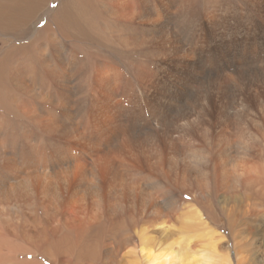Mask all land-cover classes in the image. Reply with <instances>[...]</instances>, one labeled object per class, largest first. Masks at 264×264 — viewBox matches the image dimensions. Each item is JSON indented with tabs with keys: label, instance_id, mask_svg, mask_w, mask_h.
<instances>
[{
	"label": "rangeland",
	"instance_id": "1",
	"mask_svg": "<svg viewBox=\"0 0 264 264\" xmlns=\"http://www.w3.org/2000/svg\"><path fill=\"white\" fill-rule=\"evenodd\" d=\"M129 2L134 7L136 15L142 14L143 10L151 11L160 8V0H145L144 3L140 0H129ZM168 2L173 4L172 11H175L180 3L182 6L179 8L178 14L172 13L171 16H168L171 19L170 26L176 35V40L165 38V41L163 39L158 41L159 46H165L167 51H163L171 58L167 64L169 70L165 69L161 72L155 58H152V55L147 52L149 47L151 48L148 42L152 40H148L146 43L137 41L130 50H122L116 45L115 36L113 39L111 36L115 35L116 31L115 20L111 15L113 8L111 2L106 0H42L40 2L0 0V171H4L6 167L5 160L13 157L16 159L26 157L29 150L32 149L30 146L34 144L44 153L47 144L45 138L48 135L34 122L17 113L16 110L18 102L27 105L30 109L40 108L41 104L39 102L34 104L35 102L29 100L27 95L21 93H19L20 98L18 94L11 93L10 102L4 100L6 93L3 90V76L5 71L14 72L17 62L22 57L19 50L25 46L28 51L27 55L30 54L29 83L35 89H40L41 95L46 99L55 97L64 101L68 97L66 92L61 89L62 76L44 67V63L49 61L53 66L58 67L63 66L60 61H65L70 70L76 71L72 78L76 82L79 81V86L76 90L71 89L74 92L72 94H76L71 99L72 109L68 110L72 120L81 119L82 115H85L86 118L87 113L90 112L87 110L89 109L88 105L95 109L101 103L104 109L99 120L102 122H105V119L111 121L108 129H114V123H122L126 126L125 130L127 131L123 133V137L116 136V132L111 131V135H106L105 137L108 138L101 145L106 152L120 161L123 158L130 165L128 171H118L119 175H113L112 179L119 182L120 179H123L125 180L124 184L131 187L135 183L137 187L152 192L151 197L157 201L164 199L167 203H171L179 200V209H182L183 216L179 220L180 229L177 228V223L173 224L176 226L173 228L175 233H171L174 241H177L178 238L188 240V253L190 251L200 253L204 248L212 249L215 255L222 256L230 264H264V198H257L251 193V188L245 186L248 176L244 174L248 166L258 159L264 163V80L247 87L248 90H251L250 101L238 104L242 115L237 117H228L227 114H225L226 116L224 114L217 115L210 123H199L201 125L195 126L194 130L196 128L197 130L194 133L193 130L191 135L183 137L179 134L177 136L180 141L187 143L172 146L170 142L164 143L163 154L161 153L163 162H146V157L149 154L148 147L141 148L138 145L139 140L136 139L142 138L141 136L145 137L147 132L144 128L142 129L144 132H139L137 127L131 126L132 122L140 123L139 114L142 109L152 103L156 93H159L158 85L160 84L180 81L184 83L186 79H193L195 76L193 74L198 73V70L203 69L204 66H208L209 70L212 68V72H210L214 74L212 78L216 84H226L230 80L229 77L233 76V72L226 68L219 70L216 68L219 65L209 64L206 61L209 58L208 50L211 53H216L214 59L219 57L225 61V49L228 50L232 46L231 43H234L237 35L243 34V37H247L249 44L253 39H258L260 30H264V0H169ZM140 29L138 25L133 26V34L138 33ZM173 42L179 43L180 47L184 48L199 46L198 48L203 52L205 59L197 58L194 62L195 69L192 66H187L188 69L186 67L183 70L176 69L179 64L177 63L178 57L182 54L169 47V44H173ZM249 46H247L246 52H251L254 54L252 56L256 57L258 50L254 51ZM203 48L206 50L203 51ZM99 70H106L107 75L117 81L118 91L121 94L119 97L104 95L100 91L96 93L101 95L98 97L99 102L94 100L95 98L92 96L95 94V82L93 80ZM145 72L147 78L144 76ZM9 77L8 80H11L12 84L14 76L9 75ZM156 81H160V84L155 85ZM90 86H92L91 89ZM215 87L212 88L210 104L212 111L217 113L226 106L227 98L221 94L219 87ZM147 90L152 94L148 95ZM103 98H105V102L102 101ZM109 104L113 106V111L108 106ZM129 106L135 108L132 109ZM42 107L59 114L61 118L65 116L64 106L59 108L62 112L54 111L46 106ZM119 107L121 108L120 113L118 112ZM134 109L135 111H133ZM190 121L186 127L195 124L193 118ZM100 130L96 131L100 135L103 131L106 134L110 132L107 129ZM74 133L72 128L66 127L58 136L69 140ZM221 133L227 134L226 139L223 140L224 145H227V155L223 164L225 171H217L219 167L216 163V151L219 149L218 139ZM125 141V144L129 141L131 148L135 146V151H131L132 154L122 152ZM75 154L77 155L76 151ZM236 173L238 176L234 175ZM237 178L240 179L239 184L236 183ZM12 184V181H7V185ZM114 186L118 185L115 183ZM23 200L24 198H22ZM103 205L104 203L101 202L104 217L102 216L100 225L96 227L90 226L80 216L82 220L80 235L84 236V241L95 243V247L98 248L95 264H122V262L129 264L128 262H132L131 259L134 257L131 255L130 261L127 260L123 250L132 248L137 251L140 236L154 235L155 229V232H160L162 230L160 228L164 226L163 224L159 227L161 225L159 221L162 220L157 221V218L155 220V218L149 219L146 216H141L136 209L126 212L124 206L121 212L117 211L116 213V218L124 217V219H120L124 220L121 224L122 227L117 230L114 223L107 217ZM25 208L11 204L10 208L6 210L4 218L9 220V214H11L13 218L11 220L18 226L19 231L23 230L25 233L32 234L31 229L35 228L39 235L42 234L52 242L57 239L54 237L55 240H53L50 231H40L43 226L42 221L50 224V220L53 219L63 225L65 219L71 217L63 208H60L56 215L51 212L45 216L38 211L37 221L29 224L24 220ZM76 220L77 218H74L66 225L73 234L78 232L80 225L79 220L78 222ZM133 223L136 225L134 226ZM86 231L88 232L86 233ZM125 231H128L129 242L132 244L123 248L126 240L122 239V233ZM72 238L76 239V236L73 235ZM159 238L167 241L168 237L160 235ZM153 239L155 241V237ZM20 242L22 245L24 244L22 240ZM33 245L34 242L31 247ZM108 249H120V251L109 257L104 252ZM53 252L54 254H52ZM38 254L34 259L37 264H86L83 259L87 256L75 253H67V256L57 250L51 251L50 254L43 255L40 252ZM78 259L81 260L78 261ZM21 260L29 262L31 257L25 256Z\"/></svg>",
	"mask_w": 264,
	"mask_h": 264
},
{
	"label": "bare ground",
	"instance_id": "2",
	"mask_svg": "<svg viewBox=\"0 0 264 264\" xmlns=\"http://www.w3.org/2000/svg\"><path fill=\"white\" fill-rule=\"evenodd\" d=\"M34 1L40 2L42 0ZM106 1L113 3L111 15L115 20L116 31L115 35L111 36L112 39L115 36L116 40H114L116 41V45L122 50H130L137 41L146 43V41L152 40L148 42L151 45V48L149 47L147 50L148 54H151L152 58H155L158 68L160 69L159 71L162 72L167 69V64L171 58L164 53L163 50H167L164 48L165 46H159L158 41L162 39L164 40L165 38L169 40L173 39V41L176 40V35L172 32L170 26L171 19H169L168 16H171L172 13H177L182 4L180 3L177 8L175 7L176 10L172 11L173 4L169 3V0H160V8L151 11L143 10L142 14L136 15L134 7H132L129 0ZM140 1L142 3L145 2V0ZM137 25L141 29L138 33L133 34L132 28ZM239 35L235 37L237 39H235L234 43H231L232 46H230L228 50L225 49V61H222L219 57L214 59L216 53H211V51L208 50L209 58L206 61L209 64L219 65L216 67L219 70L226 68L233 72V76L229 77L230 80L226 84H216L212 78L214 75L211 73L212 68L209 70L208 66L199 69L198 73H192L195 75L194 78L190 80L186 79L184 83H181L180 81L178 83H166L161 85L160 81H156L155 85L160 84L158 85L159 93L154 91L156 93L154 100L151 101L152 103L149 104L148 107L146 106L142 109L141 114H139L141 117L139 120L140 123H131V126L137 127L139 132H144L142 130L143 128L147 132L145 137L141 136L142 138H140L138 136L139 138L136 139L139 140L138 145L141 148L144 146L148 147L149 154L146 157V162H163V156L161 153L163 154L162 146L164 143L170 142L171 146L187 143L186 141H180L177 136L179 134L183 137L191 135L190 133L194 130L195 126L201 125L199 123H210L214 117L221 114H227L228 117L242 115V111L238 109V104L250 101L249 95L251 90H248L247 87L264 80V30L261 29L259 32V38L253 39L250 44L246 39L247 37H243V34L241 36ZM248 45H250L254 51L255 49L258 50L256 57L252 56L254 54L251 52H246ZM169 47L172 50L180 51L182 54L178 57L179 60H177V63L179 64L176 66V69L183 70L186 69L187 66H192L194 68V66H196L194 62L197 58L205 59L203 52L199 50V46L197 47V45H195L194 48L193 46L184 48L180 47L179 43L173 42V44H169ZM205 50L206 49L203 48V51ZM19 52L22 57H19L20 59L15 66L14 72L8 73L5 71V75L3 76V90L6 93L4 100L10 102L11 93H16L18 95L21 93L27 95L29 100L35 102L34 104H38L36 102H39L41 104L40 108L33 107L31 109L27 105L18 102L16 110L17 113L34 122L48 136L45 138L47 144L44 153L37 148V145L31 144L32 146H30V148L32 147V149L29 150L26 157H22L21 159H16L14 157L12 159L7 158L8 160H5L6 167H3L4 171H0V264H37L34 259L36 258L35 256L39 255L38 252L44 255L45 253L50 254L53 250H57L67 256V253L85 254L87 256L83 259L84 262L86 264H95L97 260L96 251L98 248L95 247V243H87L84 241V236L80 235L81 218L86 220V222L92 227L100 225V220L103 216L101 202L104 203L102 207H105L107 217H109L110 221L114 223L117 230H120L122 227L121 224L124 220L120 219H124V217L116 218V213L117 211L121 212L124 209V206L126 212H131L133 209H136L141 216H146L149 219L155 218V220L158 219L157 221H163H159L161 224L159 227L164 224V226L160 228V230L162 229L160 232H155V229L154 235L150 234V236L148 235L147 237H139L137 251H134L132 248L131 250H127L126 248L123 250L125 251L127 260L130 261L131 255L134 257V259L132 258L133 260L131 259L132 262H128L129 264H230L229 261L223 259L222 256L215 255L212 249L204 248L200 253L191 251L188 253V240L185 241L178 238L177 241H174L171 233H175L173 228L176 226L173 224L177 223V228L180 229L181 226L179 225V220L183 216L182 209H179V200H175L171 203H167L164 199L157 201L151 197L152 192L137 187L135 183L132 184L133 187H131L125 185V180L123 179H120V182L113 180L114 178L112 179L113 175H119L118 171H128L130 165L123 158L120 161L115 156L106 152L105 148L101 147V145L108 138L105 136L111 135V131L116 132V136L123 137V133L127 131L125 130L126 126L122 123H114L115 128L108 129L111 121L105 119L106 121L102 122L99 120L104 109V106L101 103L95 109L92 107L90 108L91 105H88L89 109L87 110H90V112L87 113L86 118L85 115H82L81 119L76 118L75 120H72L73 118L68 110L71 108V99H73L76 94H72L73 90L71 89L76 90L79 86V81L77 80L78 82H76L72 78V75L76 71L73 72L70 70L69 66L65 64V61H60L63 66L58 67L55 65L53 66L49 61L44 63V67L49 68L62 76L63 82L61 81V89L66 92V96L68 97V99L65 98L64 101H60L59 98L55 97H47L46 99L45 96L41 95L40 89H35L34 86L29 83L28 68L30 65L28 62L30 61V54L27 55V48L22 46ZM26 55L28 56L27 58ZM104 58H102L103 61ZM105 61L107 62V59H105ZM255 62L258 63L255 65ZM143 65H145V63ZM107 73L106 70H99L97 74H95L96 77L94 76L93 82H95V94L92 96L95 98L94 100H99L98 97L101 95L96 93L100 91L104 93V95L109 94L111 97H119L121 95L120 91H118L119 88L117 81L113 79L112 76H108ZM9 75L14 76L12 84L11 80H8L10 79ZM144 76H146V72ZM145 78H147V76ZM33 82L36 83L35 81ZM214 86L219 87L221 94L227 98L226 106L217 111V113L216 111H212L210 104L213 94L212 88ZM91 87L92 86H90V89ZM147 93L148 95L152 94L148 90ZM102 101L105 102V98H103ZM42 106L60 112H62L59 109L60 106H64V111H66L65 116L61 118L59 114L57 115L54 112H50ZM108 106L111 107V111L114 110L112 105L109 104ZM120 110L121 108L119 107V113L121 112ZM133 111H135V109ZM191 118H193L195 124L186 127V125L190 124ZM66 127L72 128L75 132L69 140H65L63 137L58 136L62 129ZM98 128L99 130L107 129L110 132L106 134V132L103 131L100 135L96 132L99 131ZM196 130L197 128L193 133ZM226 136L227 134L221 133L220 138L218 139L219 149L216 151V163L219 168L217 171H225L223 164L227 155V145H224L223 140L226 139ZM179 138L181 139V137ZM125 143L126 141L124 144ZM130 146L129 141L125 144L124 148L122 145V152L124 154H132L135 151V146L132 148ZM75 151L77 152V155L75 154ZM131 151L133 152L131 153ZM62 169L67 171H60ZM244 174L248 176L245 181V186L250 187L251 193L257 198H264V163L258 159L256 162H253L248 166L247 171H245ZM234 175L238 176L237 173ZM240 175L243 176L242 174ZM7 181H12L13 184L7 185ZM115 183L118 186H114ZM236 183H240L239 178L236 179ZM22 198H24L23 201ZM124 202L126 204H123ZM11 204L18 207H26L23 215L25 222L29 224L37 221L38 211L45 216L51 212L56 215L60 211V208H63L66 209V213H69L71 217L65 219L63 225H61L59 221L55 222L53 219L50 220V224H46L42 221L43 226L40 231H50L53 240H55L54 237L57 239L52 242L48 241L42 234L39 235L35 228L31 229L32 234L25 233L23 230L19 231L18 226H16L11 220L13 219L11 214H9L10 219L6 220L4 218L5 213L6 210L10 208ZM17 216L19 215L17 214ZM74 218H77L76 221L78 222L79 220L80 222L76 234H73L66 226ZM135 223H133L134 226L136 225ZM165 223L168 225L166 226ZM87 232L88 231H86V233ZM128 234V231L122 233V239L124 238L126 240L123 248L132 244V242L131 244L129 242L130 235ZM73 235L76 236V239L72 238ZM160 235H166V237H168L166 239L167 241L160 239ZM154 237L155 241H153ZM156 238L159 239L157 240ZM21 240L24 242L23 245L20 242ZM33 242L34 245L31 247ZM134 247L136 248L137 246ZM119 251L120 249H108V251L105 250L104 252L111 257ZM52 254H54V252ZM25 256L31 257V261L27 262L21 260L24 259ZM80 260L78 259V261ZM127 260L125 259V263H127Z\"/></svg>",
	"mask_w": 264,
	"mask_h": 264
}]
</instances>
